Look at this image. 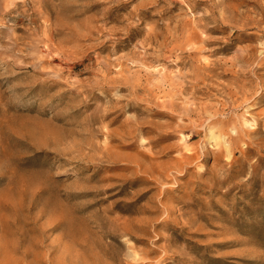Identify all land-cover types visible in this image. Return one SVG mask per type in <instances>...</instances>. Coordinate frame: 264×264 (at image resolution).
Here are the masks:
<instances>
[{"label": "rangeland", "instance_id": "rangeland-1", "mask_svg": "<svg viewBox=\"0 0 264 264\" xmlns=\"http://www.w3.org/2000/svg\"><path fill=\"white\" fill-rule=\"evenodd\" d=\"M161 79L201 117L145 103ZM11 256L264 264V0H0V264Z\"/></svg>", "mask_w": 264, "mask_h": 264}, {"label": "bare ground", "instance_id": "bare-ground-1", "mask_svg": "<svg viewBox=\"0 0 264 264\" xmlns=\"http://www.w3.org/2000/svg\"><path fill=\"white\" fill-rule=\"evenodd\" d=\"M49 1L53 2L54 0H49ZM46 5L49 8V15L51 16L50 22L47 25H43V27L48 32L47 39H48L49 43L46 44V50H44V52L48 55V54H52L53 51H54V46H53V43L51 41L53 40V37L58 32V30L55 27V24H54V22L52 20L53 17L51 15L52 14V8H53L54 4H51L50 2H47ZM95 5L96 4H91L88 7H94ZM98 12H101V11H98ZM35 14H37V13H35ZM38 18H39V16L34 15V18H32V21L35 23V22L38 21ZM103 19H101V20H103ZM95 27H97V26H95V25L92 26V28H95ZM51 56H52V58L54 57L53 54ZM160 81H161V84H154L155 89L150 91V93L153 96L145 97V103L149 104L150 106L156 107V108L160 107L161 111H166L168 109H170L172 111L173 108L176 107V108H178L180 110V114L181 115L179 116V118H183V117L200 118L201 117L199 112L198 113L194 112L195 110H194V108H192V106H186L183 99H181V101L183 102V105H181L182 102H180L179 104L172 103L169 91L168 90H163V88L161 89V86L163 84H165V80L161 79ZM181 81L182 80L178 81V83L181 84ZM110 82L116 84L117 87L119 88V90L132 91L133 93H135L136 90L142 86V83L140 82L139 79H134L132 81L128 80V79H123V80H121V79H112V80H110ZM145 84H146V81H145ZM169 86H171V84H169ZM178 91L181 92V86L178 87ZM161 97H163V98H161ZM127 106H128V108H132V109L138 110L139 104H138L137 100H135V101L129 100V101H127ZM172 106H174V107L172 108ZM224 106H225V104H222V108ZM216 111H217L216 109L211 111L212 113H209L207 115V118H211L213 115L216 116V113H217ZM217 126L218 125L215 124L212 130L217 129ZM141 129H143V128H141ZM192 130L195 131V124L192 125ZM137 134L138 133H133L132 137L136 138ZM209 134L211 135L212 138H215V139H218V137H219V135H214L213 131H211V130H210ZM41 135L44 137L45 141L47 143H49V144H56V143H58L61 140V136L57 135L55 132H45V133H41ZM162 135H169V134L164 133ZM193 136H194V134L191 135V137H193ZM157 143H158L157 141H154L153 145H155ZM195 151L192 152V150H191V152H188V153H186L183 156L189 157L193 153H195ZM153 155L154 154H150V155L146 154L145 157L154 158ZM42 190H44L45 192L50 193V194L53 193V191H49L50 188H49L48 185L43 186ZM24 254L26 255L27 253L24 252ZM11 259H12V261L10 262V264H19V262H20L14 256H11Z\"/></svg>", "mask_w": 264, "mask_h": 264}]
</instances>
